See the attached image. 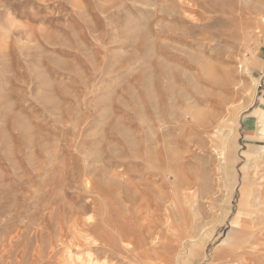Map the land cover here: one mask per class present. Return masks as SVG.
Returning <instances> with one entry per match:
<instances>
[{"label": "rangeland", "instance_id": "obj_1", "mask_svg": "<svg viewBox=\"0 0 264 264\" xmlns=\"http://www.w3.org/2000/svg\"><path fill=\"white\" fill-rule=\"evenodd\" d=\"M263 187L264 0H0V264H264Z\"/></svg>", "mask_w": 264, "mask_h": 264}, {"label": "bare ground", "instance_id": "obj_2", "mask_svg": "<svg viewBox=\"0 0 264 264\" xmlns=\"http://www.w3.org/2000/svg\"><path fill=\"white\" fill-rule=\"evenodd\" d=\"M222 115V114H221ZM221 117V116H220ZM218 117V118H220ZM226 116H223V118ZM221 120V119H220ZM216 121V120H215ZM223 121V120H222ZM218 123V122H217ZM222 123V122H221ZM213 124H215L213 122ZM223 124V123H222ZM223 126V125H222ZM220 125V128L222 127ZM207 128V126L205 127ZM223 128V127H222ZM210 132H213L210 130ZM214 135H216L217 139H219V143L214 147V149L217 151L219 150L217 153L219 154V156L221 157V160H223L225 167H227L228 165V156L230 155V151L228 149V145L225 139L224 134L222 133L220 136L218 134H216V131L213 132ZM211 134V135H213ZM216 140V139H215ZM217 154V155H218ZM218 156V157H219ZM220 162V161H219ZM222 164V163H221ZM259 184V183H258ZM263 184V183H261ZM260 184V185H261ZM259 186V185H258ZM254 187V186H253ZM260 188V187H258ZM256 197V199L253 201H251V207H243V210L245 208V211H247L246 213H248L247 215H250V218L248 217L249 220V224L245 225L241 230V233L239 234L238 238L236 240L231 241L230 243L227 244V246H225V248H223L222 250H218V254H217V258H226V257H233L236 256V254L239 253H248L247 250L248 248L251 249V251L253 252L252 254H256L259 253V251H262L259 246H261L262 244H264V187L262 188L261 192H259ZM144 199V198H143ZM150 199V198H149ZM148 201V200H147ZM249 202V201H248ZM158 203V202H157ZM156 203V205H157ZM165 208V207H164ZM156 210V209H155ZM242 210V211H243ZM159 211V209H158ZM241 210H239L240 212ZM237 212V213H239ZM150 213V212H149ZM242 213V212H241ZM144 214V213H142ZM148 214V213H146ZM137 217V215L135 216ZM154 217V216H153ZM161 217V216H160ZM138 219V218H137ZM156 221V218H154ZM151 220V219H150ZM245 220V221H248ZM154 221V222H155ZM139 223V222H138ZM142 223V222H141ZM159 223V222H157ZM157 223L153 224L156 225ZM152 224V223H151ZM152 225V226H153ZM158 225V224H157ZM156 225V226H157ZM164 225V224H163ZM138 226V224H137ZM142 226V225H140ZM151 225L144 227V229H136L139 230V232L141 233V237H137L136 240L133 239L132 237V241H133V251L137 250V251H141L140 248H142L144 250V245H147V239H149L151 237V235L153 234V228L155 229V227L152 228ZM125 227H121L120 229H118V231L116 232L118 234V236H120V238L122 239L123 235L126 233L125 231ZM139 227V226H138ZM159 228L161 227L160 225L158 226ZM157 227V229H158ZM197 227V226H196ZM203 227V226H202ZM140 228V227H139ZM152 228V230H150ZM135 228H132V230ZM161 229V228H160ZM159 229V230H160ZM188 229V228H187ZM127 230V229H126ZM156 230V229H155ZM157 233H159V231H157ZM161 233V231H160ZM236 233V232H235ZM138 234V233H137ZM129 236V235H128ZM115 237V236H114ZM126 237V236H125ZM130 237V236H129ZM158 237V235H157ZM156 239H159L157 238ZM192 237V236H191ZM154 240V237H153ZM152 240V242H153ZM150 241V239H149ZM155 242V241H154ZM153 242V245H154ZM203 242V241H202ZM201 242V243H202ZM203 244V243H202ZM151 245V242H150ZM161 246V245H160ZM159 246V247H160ZM198 246V245H197ZM204 246V245H202ZM148 248H149V244H148ZM216 249V248H215ZM214 249V250H215ZM147 250V249H146ZM203 250V249H202ZM264 250V249H263ZM216 252V251H214ZM147 253V252H146ZM145 253H143L144 255ZM263 254V252H262ZM148 255V254H147ZM201 256V255H200ZM146 257V256H145ZM245 257V256H244ZM243 257V258H244ZM248 257V256H246ZM160 258V257H159ZM171 258V257H170ZM251 258V257H250ZM249 258V259H250ZM172 262V261H171Z\"/></svg>", "mask_w": 264, "mask_h": 264}]
</instances>
